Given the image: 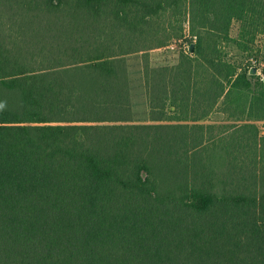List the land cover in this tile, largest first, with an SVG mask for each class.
<instances>
[{
  "label": "trees",
  "instance_id": "16d2710c",
  "mask_svg": "<svg viewBox=\"0 0 264 264\" xmlns=\"http://www.w3.org/2000/svg\"><path fill=\"white\" fill-rule=\"evenodd\" d=\"M164 14L195 48L143 64L137 124L125 58ZM262 60L264 0H0V264H264ZM217 112L243 123L220 176Z\"/></svg>",
  "mask_w": 264,
  "mask_h": 264
},
{
  "label": "rangeland",
  "instance_id": "374dc122",
  "mask_svg": "<svg viewBox=\"0 0 264 264\" xmlns=\"http://www.w3.org/2000/svg\"><path fill=\"white\" fill-rule=\"evenodd\" d=\"M158 21L161 26H164L165 28L168 27L169 30L167 31V34H172V38L174 39L170 44L163 48H155L145 52L130 54L125 58L129 70L132 98L136 109L135 123L137 124L151 123L149 121L150 116L148 117L146 103L144 102L146 100V91L144 86L143 64L150 63L152 67L172 66L179 63L183 54H193L190 53L187 47V40L191 39L187 16L170 17L169 14H164ZM142 43L143 45L149 44L145 42ZM257 45H261V43L257 41ZM227 50L229 58L232 60L239 61L243 64L248 63L246 62V57H242L234 46H229ZM251 63V65H257V74L263 75L264 60L260 63L254 61H251ZM226 119V115L217 112L211 114L210 118L204 122L206 125H213L214 127L204 131L206 132L205 140H209L210 142L207 143L205 150L200 154V160L210 167L208 171L210 172L212 169V171L219 176L232 169L229 162L233 160V156H230L226 151L229 150L237 155L239 152L234 145L237 143L238 138L242 137L240 136L242 133L240 128L237 129L235 127L243 123L234 121L228 122ZM259 125L261 134L264 135V127L262 124ZM241 153L246 154L247 152Z\"/></svg>",
  "mask_w": 264,
  "mask_h": 264
},
{
  "label": "water",
  "instance_id": "95a60500",
  "mask_svg": "<svg viewBox=\"0 0 264 264\" xmlns=\"http://www.w3.org/2000/svg\"><path fill=\"white\" fill-rule=\"evenodd\" d=\"M194 48H195V46H194V44H192L191 46H190V48H189V51H190V53H193L194 52ZM251 75H256L257 74V69L256 68H253L252 70H251V73H250Z\"/></svg>",
  "mask_w": 264,
  "mask_h": 264
},
{
  "label": "crops",
  "instance_id": "0c3cea01",
  "mask_svg": "<svg viewBox=\"0 0 264 264\" xmlns=\"http://www.w3.org/2000/svg\"><path fill=\"white\" fill-rule=\"evenodd\" d=\"M144 102L146 103V100ZM146 107H147V103H146Z\"/></svg>",
  "mask_w": 264,
  "mask_h": 264
}]
</instances>
